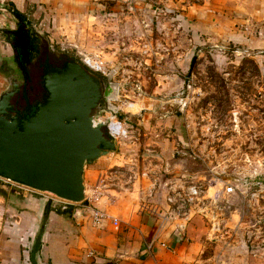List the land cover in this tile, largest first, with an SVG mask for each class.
I'll list each match as a JSON object with an SVG mask.
<instances>
[{
  "label": "rangeland",
  "instance_id": "1",
  "mask_svg": "<svg viewBox=\"0 0 264 264\" xmlns=\"http://www.w3.org/2000/svg\"><path fill=\"white\" fill-rule=\"evenodd\" d=\"M71 2L84 6L59 17L37 4L19 12L53 46L117 83L118 148L86 166L78 207L99 224L154 209L146 226L170 223L168 257L158 258L165 264H264V0ZM9 7L0 9L5 28L17 10ZM9 53L0 33V58ZM213 174L243 196L206 204L204 213L185 202L170 218L171 189L185 201L191 181ZM9 182L0 178L20 194L57 198Z\"/></svg>",
  "mask_w": 264,
  "mask_h": 264
},
{
  "label": "water",
  "instance_id": "2",
  "mask_svg": "<svg viewBox=\"0 0 264 264\" xmlns=\"http://www.w3.org/2000/svg\"><path fill=\"white\" fill-rule=\"evenodd\" d=\"M0 33L7 36V28L0 26ZM97 71L85 59L45 61L32 96L14 79H0V178L72 203L83 201L85 167L118 148L109 127L117 112V83L103 85ZM241 183L254 186L246 178Z\"/></svg>",
  "mask_w": 264,
  "mask_h": 264
},
{
  "label": "crops",
  "instance_id": "3",
  "mask_svg": "<svg viewBox=\"0 0 264 264\" xmlns=\"http://www.w3.org/2000/svg\"><path fill=\"white\" fill-rule=\"evenodd\" d=\"M71 1L2 0L0 9L12 5L19 12L37 4V11L52 10L59 17L84 6H72ZM182 136L177 139L184 144ZM86 176L85 167L84 182ZM81 204L64 208L53 197L20 194L0 184V264H165L168 256L161 244L168 245L170 223L165 220V225L162 215L158 224L150 226L145 211L96 224L92 214L78 207Z\"/></svg>",
  "mask_w": 264,
  "mask_h": 264
},
{
  "label": "flooded vegetation",
  "instance_id": "4",
  "mask_svg": "<svg viewBox=\"0 0 264 264\" xmlns=\"http://www.w3.org/2000/svg\"><path fill=\"white\" fill-rule=\"evenodd\" d=\"M12 15L14 23L7 27L8 33L4 37L10 53L0 58V79L6 82L10 78L14 79L15 82L21 83L20 89L25 85L27 94L32 96L39 89L38 80L45 61L60 65L66 61L80 62V57L68 49L53 46L31 23L22 18L20 12ZM95 74L103 85L107 86L111 81L106 78L107 75L98 72ZM19 104L24 105L21 101ZM18 108L19 105L16 106V111Z\"/></svg>",
  "mask_w": 264,
  "mask_h": 264
},
{
  "label": "built area",
  "instance_id": "5",
  "mask_svg": "<svg viewBox=\"0 0 264 264\" xmlns=\"http://www.w3.org/2000/svg\"><path fill=\"white\" fill-rule=\"evenodd\" d=\"M111 120H115V117H113ZM110 120V123H111ZM118 122V121H116ZM109 123V124H110ZM120 125L121 123L118 122ZM212 173V171H210ZM209 172V173H210ZM11 185L16 186L17 188H24L27 190H31L34 191L33 189H30L28 187L22 186V185H18L15 183H11L9 182ZM243 187H245L244 183ZM242 187V186H241ZM243 191L239 189L237 184H232L230 180H225L220 178L219 175H212L210 179L207 180H193L191 181V184L186 188V199L184 201V198L181 197V192H179L178 190H174L171 189V194L168 196L167 201L168 203L172 204L174 206V208H172V210L169 211V217L173 218V217H179L178 213L179 211H181V207H183L184 203H188L189 205H192L196 210H201L203 213V209L204 206L206 204H208L207 207H209V205L214 204L217 201H222V202H229V198L232 195H238V196H243ZM55 199V201L62 203L63 207L65 208V206L73 204L72 202L66 201V200H62L60 198H53ZM86 188H85V192H84V199L83 201L79 202V203H84V200H86ZM179 200V201H178ZM182 200V201H180ZM227 209H230V206H228ZM140 211H145L147 213H153L154 209L151 210L149 207L147 206H141L140 207ZM184 214V212H183ZM176 215V216H175ZM188 217H185L184 219H187ZM180 219L183 221L184 219L180 217ZM96 224H99L97 221H94ZM185 224V222L183 223ZM183 224L181 222V224L179 225V227L177 228H183ZM163 247H167L165 245V243L161 244Z\"/></svg>",
  "mask_w": 264,
  "mask_h": 264
},
{
  "label": "bare ground",
  "instance_id": "6",
  "mask_svg": "<svg viewBox=\"0 0 264 264\" xmlns=\"http://www.w3.org/2000/svg\"><path fill=\"white\" fill-rule=\"evenodd\" d=\"M109 127H110V131L112 130V132H114V133H116L119 130V128L121 129V127H119V126H117L116 124H113V123H111L109 125Z\"/></svg>",
  "mask_w": 264,
  "mask_h": 264
},
{
  "label": "trees",
  "instance_id": "7",
  "mask_svg": "<svg viewBox=\"0 0 264 264\" xmlns=\"http://www.w3.org/2000/svg\"><path fill=\"white\" fill-rule=\"evenodd\" d=\"M12 13L13 14H17L18 12L16 11V10H12ZM46 215H47V210H46V212L44 213V219H45V217H46ZM43 219V220H44ZM43 227H41L40 229H42Z\"/></svg>",
  "mask_w": 264,
  "mask_h": 264
}]
</instances>
